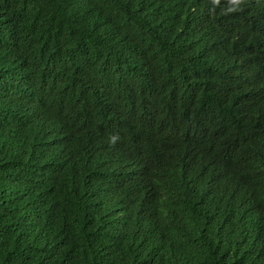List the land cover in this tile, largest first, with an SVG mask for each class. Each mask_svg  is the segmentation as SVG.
<instances>
[{"label": "trees", "instance_id": "trees-1", "mask_svg": "<svg viewBox=\"0 0 264 264\" xmlns=\"http://www.w3.org/2000/svg\"><path fill=\"white\" fill-rule=\"evenodd\" d=\"M0 264H264V0H0Z\"/></svg>", "mask_w": 264, "mask_h": 264}, {"label": "clouds", "instance_id": "clouds-1", "mask_svg": "<svg viewBox=\"0 0 264 264\" xmlns=\"http://www.w3.org/2000/svg\"><path fill=\"white\" fill-rule=\"evenodd\" d=\"M231 2L235 5H240L243 2V0H231ZM114 142H115V137H113V143Z\"/></svg>", "mask_w": 264, "mask_h": 264}]
</instances>
